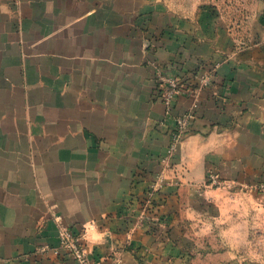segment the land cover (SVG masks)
Listing matches in <instances>:
<instances>
[{
    "label": "crops",
    "instance_id": "0c3cea01",
    "mask_svg": "<svg viewBox=\"0 0 264 264\" xmlns=\"http://www.w3.org/2000/svg\"><path fill=\"white\" fill-rule=\"evenodd\" d=\"M204 18L166 0H0V264H78L41 251L59 246L60 228L96 259L187 264L176 229L203 225L196 185L208 157L236 177L241 151L264 164V53L261 67L219 72L224 110L204 90L192 133L169 155L174 118L190 104L167 117L154 77L223 50ZM240 102V140L225 139ZM157 196L162 206L147 209ZM149 209L158 216L145 220Z\"/></svg>",
    "mask_w": 264,
    "mask_h": 264
},
{
    "label": "rangeland",
    "instance_id": "374dc122",
    "mask_svg": "<svg viewBox=\"0 0 264 264\" xmlns=\"http://www.w3.org/2000/svg\"><path fill=\"white\" fill-rule=\"evenodd\" d=\"M166 2L177 12L189 17L194 18L198 14L205 17L203 23L208 33L215 36L218 33L223 44V50H214L203 62H198L193 70L183 68L179 70L176 67V71L163 72L165 81L161 80V88H169L166 81L169 78L176 83V88H172L171 116L174 109L185 99L190 104L174 118L182 119L188 129L185 137L176 144L178 145L194 129L204 90H211L213 100L219 102L218 108L224 110L230 96V88L229 85L215 82L219 72L228 75L227 69L231 70V65L234 64L241 66L253 63L254 66L261 67L254 55L264 53V0H166ZM155 82L157 87L156 79ZM221 86L225 89V94L217 95L216 88ZM239 104L238 111H235L237 115L231 118L228 129L222 128V131H227L225 133L220 131L221 134H225L223 135L225 139L238 136L240 140V132H237L235 127L238 126L240 117L247 111V106L244 102ZM239 157L237 177L227 164L211 161L210 157L203 165V179L196 185L201 190V195L196 197L200 204L196 206L197 213L194 216L203 225L189 227L180 216H177V219H180L176 229L179 231L177 235L182 239L179 248L181 247L182 252L188 255V259L185 260L187 264H264V173L255 171L256 166L262 167L264 164L260 165V162H257L252 168L250 159L243 151L239 153ZM248 173L252 178H247ZM192 185L195 186L194 183ZM159 186L161 189L162 181L159 182ZM159 186L155 187L156 190ZM179 203H182V200ZM146 204L147 209L150 205L161 207L162 198L157 196L150 204L149 201ZM157 214L150 209L142 212L145 220L154 219ZM153 230L164 234L162 229Z\"/></svg>",
    "mask_w": 264,
    "mask_h": 264
},
{
    "label": "built area",
    "instance_id": "2783aa9c",
    "mask_svg": "<svg viewBox=\"0 0 264 264\" xmlns=\"http://www.w3.org/2000/svg\"><path fill=\"white\" fill-rule=\"evenodd\" d=\"M163 70L157 69L155 79L157 81V90L159 91L160 100L165 105L166 116L171 117V106L173 101L172 88H176V83L173 79H167L169 88L163 89L160 87L161 80L165 81L163 78ZM188 129L185 122L182 119L176 118L174 120V127L170 133V145L169 152L173 151L174 146L182 140L187 134ZM151 201H149L150 204ZM44 252H53L54 255L66 256L74 260L78 264H120V259L117 256H113L112 259L106 261L104 259H96L92 257L90 250L87 248V244L84 237L81 235L73 234L67 228L59 229V246L55 249L41 248Z\"/></svg>",
    "mask_w": 264,
    "mask_h": 264
}]
</instances>
